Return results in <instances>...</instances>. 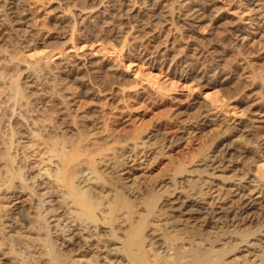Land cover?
<instances>
[{
	"label": "rangeland",
	"instance_id": "1",
	"mask_svg": "<svg viewBox=\"0 0 264 264\" xmlns=\"http://www.w3.org/2000/svg\"><path fill=\"white\" fill-rule=\"evenodd\" d=\"M9 1L12 2V4L15 1L18 3L17 6L18 9L17 8L15 9L16 15L17 13H18L17 16H21L23 14L21 18L19 17L20 19L23 20V23L19 24L18 26L15 25L13 22H11V20L13 19L6 20V18L4 17L5 15H3L4 11L0 9V19H1L0 20V158H1L0 187L2 186V188H0V195H1L0 214L2 215V218L5 217L7 211L8 212L15 211L13 213L14 214L13 216H15L16 217L15 220H17V217L24 212L25 210L24 207L35 198L39 199V198L47 197L48 192L53 191V189L54 191L56 190L57 192L61 191V189L59 188H62L63 190V187L61 185L59 186L51 185V187L49 185L46 188H40L39 191H37V193L32 192V190L28 187L25 188L24 192L17 191L18 190L17 187H12L10 188V190L13 189L12 190L13 192L9 194L11 195L10 199L1 198L5 192L3 190H6L7 185H9L7 177H10V175H12L15 171L13 169H16V167L18 166L16 164L18 163L17 161H19L20 163V161L22 160L20 165L21 168L23 166L24 167L22 169L20 168L21 172L22 171L25 172L26 175H39V171L42 170L43 163L47 158L46 154L48 152L45 151L46 150L51 151L52 150L51 144L55 139H57L58 141L57 149L60 150L61 148V151L59 152V150L57 149L56 151L58 152V154H61V152H65L61 154L62 156L63 154H65L63 156L64 161L67 160L66 158H68V160L72 162L70 163L69 161H66L69 163L68 164L69 170L73 169L71 171H74V169H76L79 171L85 170V172H88L87 167L91 168L92 170L97 171L96 173L101 176V179L103 180L102 183L104 182V185H106L107 187L106 189L109 191V192L108 191L105 192L106 194L109 193L110 197H113V194L117 193V191L118 192L122 191L121 193H123V195L126 198L128 197L127 199H129L131 203L133 202L131 208L132 211L130 213H126L125 209L124 210L122 209L120 212L116 213L117 216L116 215L114 216V222H113L114 228L115 227L117 228V226H119V229L121 228L120 230L118 229L119 231L115 229L118 234V235L116 234L117 235L116 237L119 239L121 238L120 242L122 241L123 243H126L127 242L126 240H128L129 238L128 236L130 235V233H131L130 238H132L131 236H133L134 234L133 229L136 226H138L141 222H143L145 225L143 224V228H141V231L138 233L139 235L137 233H135L136 235L134 234V238L140 239V237L142 236V240H144L143 238H146L145 239L146 243L147 242L150 243L152 242V239H149L150 236L149 237L147 236L149 227H155L159 231L161 230L162 231V232L160 231L161 234L166 230L162 234V236L166 240V243L168 244L166 245L169 246L170 244L171 246H169V248L171 247L172 249L170 250L172 254L171 255L168 254L167 256L170 255L175 258V256L180 254V252L183 250L184 247L182 246L185 245L190 246L193 243L191 245L193 250L196 247H198L193 252H195L196 250L197 252H202L203 250L206 252L205 253L203 251L204 254L208 256V259L205 264H212V262L213 264H216V260H217V264H220L221 262L225 264V261L230 259H228V257H224L227 256V253L223 255L224 252H227L228 249L232 248L234 243L238 244V242L241 241L240 238H242L243 236H248L252 232L255 233L260 232V229L263 228L264 225V213H263L264 188H262L260 191H256V190L252 191V188L254 187L251 186V184H249L248 182L251 181L253 178V177L249 178L251 172L250 170V165H251L250 161L252 160L251 157L260 154L264 150V142H263L264 122L259 121L261 119V116L259 115L264 116V33L258 32L257 26L254 23L253 11L251 12L250 11L251 9L246 4H244L243 1L235 0L233 2V5L235 6L236 10L239 11V14L243 16L242 22L245 23L243 24L241 23V25H248L247 27H250L252 31L250 37L247 39L245 38V40L244 38L242 39L240 37H239L240 39L237 38V34H235L234 31L230 30L231 28L229 25L230 23H232L231 18L222 19L220 20V22H217L215 24L206 25L207 27L205 26L204 27L205 29L202 28L201 30L202 31L201 33L203 35L198 34V35H193L191 37V35H189V32H187L185 28L183 29V25L181 23L182 21H180L179 19V12L182 8L180 4H179L180 10H178L179 9V6L177 7L178 4L177 5L173 4V11L178 10L179 12L178 11L177 12L175 11L176 13L174 12V18H173L174 20H171V22L175 21V23L176 22L177 23L176 24L174 23L175 27L173 23H172L173 26H170L171 24L168 25L172 27L171 29L168 28L167 25L164 24L162 25L160 23L154 25L155 23L153 24L150 22L151 24L148 25L147 21L149 20L148 19L146 20V18L148 17H145L144 19V21L146 20V23H144L143 19L140 22H137L135 20L129 23L125 18H123L122 16L120 17L118 15L108 16L105 15L104 13H100L98 14L97 17V13H98L97 12L94 14V17L92 18L93 21L92 20L91 22L87 21L82 26L80 25L76 26L75 36L77 35L79 36L83 34L82 36L91 37L93 39L98 34L99 39L101 38L100 40L104 42L103 44L105 45L107 43L105 45L107 46V48H111V47L116 49L123 48L122 52L124 55H135L138 54V51L144 47L148 48L149 52L153 50L154 43L158 41L152 39L149 40L152 34L159 33L160 34L159 38L161 39L163 38L164 40L165 37L166 38L169 37L168 34L169 32H171L170 33L171 35L170 34L169 35L172 37V40L171 37L169 38L172 42V46H174L175 48H179V47L181 48L185 46L184 42H186L190 47L189 49L190 54H192L193 56L192 58L190 57V61L193 62L192 65H189V70L187 72L190 73L192 77H194L195 75L197 76L196 71L198 70V68L200 69L201 67V70L203 72L205 71L206 80L208 79V82L211 84L209 85L210 87L205 88L206 92H210V93L212 92L213 94V92L219 91L215 95L219 94L218 95L219 97L221 96V98L223 97L225 99L228 98L229 100H233L234 97H235L234 99H236L237 97V101L235 102L238 103V105L242 110H244L243 112H245L247 116L248 123L254 125V127H251L253 128L251 130L253 136L250 139L245 137V134L243 135L242 132H238L234 129L235 124L233 121L235 119L230 115L228 116L225 115L223 120H216V121L207 120L206 116L212 117V115L209 114L208 110H206L207 108L204 107L205 103L202 100H200V103L201 101L202 103L201 104L198 103L196 107V104H193L192 101L189 102L191 100L189 99V97L175 96L171 94H162V93L160 95V93L157 92L155 93L152 91L147 93L145 92V94H147L145 95L144 93H140L139 90L128 91L127 89L123 90L124 92H122L121 90L113 97H111L110 95H106L103 92L102 93L99 92L98 89L103 88L102 86H108L110 84H113L115 81H117V84H119V86L125 84L128 85L127 82L130 81L124 80L123 78L120 79L121 77H117V76L109 77V78L107 76H103L102 78H98L91 72L85 74L86 76L85 81L88 85L92 83L90 86H95L96 95L85 96L83 94L78 93L79 89L77 88L78 87L77 83L63 80L64 78L63 75L54 72V69L52 67L48 65L46 66L44 64H40V65L37 64L34 66V68L33 66L32 68L27 67V64L21 60L20 58L21 56H18V54L21 55L22 51L25 50L24 48L25 45L26 44L30 45V43L33 44L35 42L32 46L36 48L34 49L32 47L33 48L32 51L33 50L39 51L40 49L42 50L48 49L47 51L49 50L51 51L57 48V46H60L62 44L61 42L64 41L60 37V35L64 31L63 29L66 27L65 25L67 22L65 21V24L63 26V23L60 22L58 23V20L57 18H55V16L57 17L58 15L59 16L63 15L65 19L67 18L68 21H70L71 19V21L73 22L74 18L77 19L78 17L77 15V13L79 12L77 8L78 6H76L71 0L69 1L68 0H9ZM174 3H177V1ZM27 12L28 14H24ZM78 19H80V17ZM84 26H86V29ZM14 27H20L21 29L24 30L21 31L14 30ZM152 27L156 29L158 28L157 31L156 29L155 30L152 29ZM174 28H176V30ZM5 31H8L7 34L6 33L4 34ZM232 32H234L235 36L234 34H232ZM23 38H25V41ZM110 81L112 82L108 83ZM15 86H18L19 89L22 90L18 93V91L14 90ZM20 95L23 97H21ZM20 97L21 99H19ZM35 99H38V101L41 100V103L37 104ZM202 104L204 106H201ZM18 107L22 110H20ZM177 111L178 112L183 111V112L178 114L177 116L176 115L178 113ZM14 116H17L18 118L14 119ZM16 120L18 121V123ZM12 126H14V128ZM80 127L82 128L80 129ZM52 129L53 132L49 131ZM37 133L38 134L41 133V134L38 135ZM12 134L13 137L11 136ZM9 141H11L12 144ZM46 141L48 142V144ZM6 144L9 145L7 146ZM28 145H30V147H28ZM37 145L39 146L37 147ZM61 145L63 146L61 147ZM221 145L222 146L224 145L223 146L224 148L226 147L228 149L229 148L233 150L235 149L234 153L236 155L240 153L243 147H248L249 149L247 155L248 157L246 156L245 158L239 159L232 166H228L227 164H225L228 167H225L223 171L220 172L218 171L215 173L212 170L207 169L206 164L213 163L216 161V159L218 162L219 161L222 163L227 162L225 160L223 162L222 160L223 156L221 151H223L224 148L221 147ZM64 147H66L69 150L67 151V149H65ZM105 147L108 148L106 149ZM24 148L26 150H24ZM220 148L223 149H221V151L219 152L218 149ZM14 149L15 150L19 149L18 152L20 151V155H18L16 158L17 160L14 159V155H15ZM77 149L79 150L77 151ZM90 149L92 153L95 154H92ZM5 151L9 152L8 154L12 157H10ZM26 151L28 152L26 153ZM70 151L71 152L74 151L75 154H71ZM83 153H87V154L85 155ZM77 154L79 156L80 155L82 156L79 157L77 156ZM2 155L4 157L7 156V158L2 157ZM75 156H77L76 157L77 161H74V159H76ZM132 157H134V159ZM59 159L62 160V158ZM59 159H57L58 161L56 159H54L53 161H55V163H59ZM72 159L74 162L72 161ZM90 161H92V163ZM60 162L62 163V161ZM5 163L8 164L7 165L8 168L9 167L11 168L7 169ZM93 163L95 164L92 165ZM81 164L82 165L89 164V166L91 165V167L86 165L83 167L82 170ZM73 165L75 166L73 167ZM48 166L51 167L49 163H47V166L45 167ZM55 166L53 165L51 169L54 170L55 168L57 169V166L56 167ZM133 168L136 169L134 170ZM17 169H19V167H17ZM76 170L74 172L79 174L78 173L79 171L77 172ZM186 170L188 171L194 170V171L193 172L190 171L191 172L189 173L190 175L189 174L185 175L184 178L181 180L182 182L178 183V181L181 179L178 178L179 173ZM211 171L213 172V174H215L214 176H218V177L211 178L212 177L211 175L203 176V174ZM6 173L9 174V176H7ZM3 175L6 177H3ZM184 179L186 180L183 182ZM229 181L230 182L234 181V183L232 184L227 183ZM55 186H57V188ZM211 187L213 189L210 190V192L203 193L204 191H207ZM230 187L231 188L238 187V189L236 191H231ZM241 187L243 188V190L241 189ZM117 188H119L120 190ZM111 189H113L114 192ZM174 189L176 190L178 189L177 191L179 192H177ZM14 190L16 193L14 192ZM54 191L53 194L57 193ZM195 192L196 194L194 195L196 197V200L200 201L201 199L202 201V202L200 201V204H202L201 207L202 206L203 207L201 208L199 205L201 211H205V209L208 208L212 210H216L220 208L219 210H223V211L224 209H226L225 212H231L233 210L236 211V209H239V207L241 208L240 204H242V201L245 200V197L243 196H246V199L247 197L251 198V196H253L254 198L252 197L251 199H254V202L255 203L258 202V203H256L257 205H255L254 207L256 208L255 211L254 209L250 211V215L252 214V217L249 215L247 219L241 220L240 222L238 221V225L231 232L233 234H236L235 235L236 237L234 236L229 239H226L223 238L225 236L224 230H226V228L224 229L223 227L220 226L217 227L218 226L217 222L213 223L216 224V226L211 223V227L209 226L208 229V227L200 226V223H202V219H201L202 216H200L199 214H195L196 216H193L195 220L192 217L190 219L188 218L189 219L188 220L186 218V215L181 212L182 211L181 203L186 202L184 200L188 199L189 194L192 195V193ZM226 192H227V196H225ZM159 193L162 196L161 198L158 199V197L160 196ZM240 194L241 196L239 197ZM93 195H95L94 196L95 198L96 197L98 198L100 194L95 192ZM38 196L40 197L38 198ZM224 198L227 202L224 200ZM53 199L54 198L52 197V199L50 200ZM203 200L205 203L203 202ZM22 207L24 208V210ZM58 208H59L58 212L60 213L62 212L61 215L65 213L66 209L63 206H62L63 210L61 209V207ZM133 208L135 209L133 210ZM104 209L106 208L104 207ZM33 215L38 216V214L36 213ZM103 215H104L102 216L103 221L105 217L108 219L110 218L108 212L106 213V215L104 212ZM116 217H118V220L116 219ZM120 217L122 220L120 219ZM126 217L129 221L126 219ZM145 219L147 222L145 221ZM170 222L172 224H169ZM51 223L56 224L57 221L55 222L51 221ZM103 224H105L106 226L108 225L106 224L105 221L103 222ZM129 225L133 227H130ZM170 225H172L173 227ZM212 225L215 226L216 228H214ZM144 226L147 227L145 228ZM204 227L205 229H207L206 231H203ZM105 228L110 230L109 227H105ZM7 229L9 228L7 227ZM108 230L106 231L105 229L104 231H99V232H103L102 234L100 233L101 235L108 234L109 233ZM105 231L108 233H106ZM23 234H22L23 235L22 238L24 237V240L23 239L20 240L19 238V236L21 237L20 233L15 234L14 237H12V239L15 238L14 242H16L17 244L21 241L28 242L30 246H33L30 248V250L33 249V252L35 249L37 250L38 246L33 243L34 242L33 239L34 236L36 237V234L35 233H28V234L23 233ZM17 235L18 237H16ZM167 236H169L168 239ZM193 237L194 239L192 241ZM6 239H8V241L12 240L10 238L4 237L1 231L0 247L1 246L4 247L0 249L6 248V246L9 244V242ZM195 240L196 241L200 240L202 243L200 242V244H198ZM252 240H253V242L251 241L253 244L252 246L250 245V246L242 247L243 250L238 254L240 259L238 260L239 262L243 261L247 263L248 260L250 259L260 260L261 258L264 257V243H263L264 241L257 242V240L255 239ZM223 248L225 251L222 250ZM210 250L212 251L213 255L211 253L210 254L208 253V251ZM213 250H215L218 253H216L215 251L214 253ZM64 251H66L67 253L71 252L68 248H65ZM42 253H40V250H38L36 255L43 256L45 252L43 254ZM86 256L82 258L85 259V261L83 260V264L84 263L94 264L93 259L95 260L96 264L102 261L100 257V251H98L97 248H94V250L87 257ZM90 257L92 258V262L90 261L91 260ZM178 258L179 256H177L174 260H177ZM185 258L187 259V257ZM185 258L179 259L180 262H182V264L189 263V262L188 263L184 262ZM37 259H39L38 256ZM13 261H15L14 264L16 263L19 264L20 258L16 257L14 258ZM80 263H82V261ZM43 264L46 263L43 262Z\"/></svg>",
	"mask_w": 264,
	"mask_h": 264
},
{
	"label": "bare ground",
	"instance_id": "2",
	"mask_svg": "<svg viewBox=\"0 0 264 264\" xmlns=\"http://www.w3.org/2000/svg\"><path fill=\"white\" fill-rule=\"evenodd\" d=\"M71 1L76 6H78L77 8H78L79 12L77 13L78 17L76 16L77 19L74 18L73 22L70 19V21H71L70 22V21L67 20V18L65 19L62 14H61L62 16H59V15L57 17L55 16V18H57V20H58V23L59 22L63 23V26L65 24V21L67 22L66 25H65L66 27L65 28L63 27L64 31L61 29L63 32L60 35V37L64 41L61 42L62 44L60 46H57V48H55L54 50H51V51L50 50L47 51L48 49H45V50L40 49L39 51H36V50L32 51V49L34 48L32 45L35 42L33 44L30 43V45L26 44L25 47H24L25 50L22 51L21 55L18 54V56H21L20 57L21 60L24 61L27 64V67H31L32 68V66H33V68H34V66L37 65V64H39V65L40 64H44L46 66L48 65V66H50V67H52L54 69V72L62 74L63 77H64L63 80H67L69 82L77 83L78 84L77 88L79 89L78 93L83 94L85 96H95L96 95L95 86H90L92 83L90 85H88L86 83V81H85V77H86L85 74L88 73V72H91L98 78H102L103 76H107L108 78L117 76V77H121L120 79L123 78L124 80H129L130 81V82H127L128 85H126V84L122 85L123 87L121 85H120L121 86L120 87L119 84H117V81H115L113 84H110L108 86H102L103 88L98 89L99 92H101V93L103 92L104 94L110 95L111 97H113L119 91L122 90V92H124L123 90L127 89L128 91H133V90H137L138 91L139 90L140 93H144V94H145V92L147 93V92H151L152 91V92H155V93L156 92L160 93V95L162 93V94H171V95H175V96L189 97V99H191L189 102L192 101L193 104H196V107H197L198 103L201 104L202 101H203L205 103V106L203 104L201 106L206 107L207 108L206 110H208L209 114L212 115V117L206 116L207 120H209V121L223 120L225 115H227V116L230 115V116H232L235 119L233 121L234 124H235L234 125L235 126L234 129L236 131H238V132H242L243 135L245 134V137H247L248 139L252 138L253 134H252L251 130L253 128H251V127H254V125L248 123L247 116H246L245 112H243L244 110H242L240 108V106L238 105V103L235 102V101H237V97H236V99H234L235 98L234 97L233 100H229L228 98L225 99L223 97L221 98V96L219 97L218 96L219 94L215 95V94H217V92H219L217 90H216L217 92H213L214 95L212 94V92L211 93L210 92H206L205 88L210 87L209 85H211V84L208 82V79L206 80L205 71L203 72L201 70V67H200V69L198 68V70L196 71L197 76L195 75L197 78L195 76L192 77V75L187 72L189 70V65H192V62H193V61L192 62L190 61V57L191 58L193 57L192 54H190V50H189L190 47H189V45L186 42H184L185 46L181 47V48L180 47L179 48H175L174 46H172V42H171L172 37L170 36L171 32H169L170 35L168 34V36L171 37V40H170L169 37H167V38L165 37L164 40H163V38L162 39L159 38V36H160L159 33H158L159 35L157 33L152 34V36H151V38L149 40L152 39V40H157L158 41V42H155L156 44L154 43L153 50L149 52L148 51L149 49L144 47V48H142V49H140L138 51V54H135V55H124L123 52H122L123 48L122 49H116V48H112V47L111 48H107V46H105L107 43L104 45L103 44L104 42L100 40L101 38L99 39L98 34L93 39L91 37L82 36L83 34L79 35V36L78 35L75 36V34H76L75 33L76 26L77 25L82 26L87 21L91 22L92 18L94 17V14L97 13V12H98L97 13V17H98V14H100V13H104L105 15H108V16L118 15L120 17L122 16L123 18H125L129 23H131L132 21H135V20L137 22H140L142 19L144 21L145 17H148V18H146V20L147 19L149 20V21H147L148 25L151 24V23H153V24L155 23L154 25H156L157 23H160L162 25L164 24V25L168 26V25L171 24L170 26H173L175 21L171 22V20H174L173 19L174 18V12L175 11L177 12L178 10H180V5H181L182 8H181L180 12L178 11L179 12V19H180V21H182L181 23L183 25V29L185 28L187 30V32H189V35H191V37L193 35L202 34L201 30H202V28L205 29L204 27L206 25L215 24L217 22H220V20H222V19L231 18L232 19V21H231L232 23H230V25H229L230 28H231L230 30L234 31L235 34H237V38L240 37L241 39L244 38V40H245V38L247 39V38L250 37L252 31H251L250 27H247L248 25H241V23L243 24L245 22H242L243 21V16L241 14H239V11H237L235 6L233 5V2L235 0H233V1L232 0H71ZM176 1H177V3H174ZM241 1H243V3L246 4L251 9L250 10L251 12L253 11L254 23L257 26L258 32L259 33H264V0H241ZM173 4H175V5L178 4L177 7L179 6V9L173 11ZM17 6H18V3L16 1L13 2V4H12V2H10L9 0H0V9L4 11V12L3 11L2 12H3V15H5L4 17L6 18V20L7 19H9V20L13 19V20H11V22H13L15 25L19 26V24L23 23V20L20 19L23 14L21 16H17L18 15V13H17V15H16V10L15 9L16 8L18 9ZM24 14H28V12L24 13ZM79 17H80V19H78ZM120 17H117V18H120ZM146 20L144 21V23H146ZM228 22H226V23H228ZM172 23H173V25H172ZM87 25H89V24H87ZM151 26H153V25H151ZM170 26H168V28L171 29L172 27H170ZM84 27L86 29V26H84ZM174 27H175V25H174ZM152 29L155 30L156 28L152 27ZM157 29H156V31H157ZM174 29L176 30V28H174ZM14 30L21 31V30H24V29H21L20 27H14ZM7 32L8 31H5L4 34L5 33L7 34ZM111 32H112V30H111ZM180 32H181V30H180ZM234 32H232V34H234ZM167 33H168V31H167ZM235 34H234V36H235ZM5 39H7V38H5ZM23 39L25 41V38H23ZM122 44H123V42H122ZM122 44H121V46H122ZM57 45H59V44H57ZM111 46H112V44H111ZM16 60H17V57H16ZM193 69H194V67H193ZM203 69H204V67H203ZM184 72H186V73H184ZM89 78H90V76H89ZM111 82L112 81H110L108 83H111ZM103 85H106V84H103ZM18 86H15L14 90L18 91V93H19L22 89L20 90ZM99 92H97V93H99ZM145 95H147V94H145ZM21 97H23V96H21ZM21 97L19 99H21ZM35 100H36L37 104L41 103V100L40 101H38V99H35ZM200 100H202L201 103H200ZM20 110H22V109H20ZM182 112L179 111L176 115L178 116V114H180ZM181 116H183V115H181ZM259 116H261V119L259 121H263L264 122V116L263 115H259ZM9 118H11V117H9ZM16 118H18V117L14 116V119H16ZM207 120H206V122H207ZM24 121H25V119H24ZM17 123H18V121H17ZM25 123H26V121H25ZM12 127L14 128V126H12ZM81 128L82 127H80V129ZM67 129H69V128H67ZM49 131L53 132V129L49 130ZM10 132H13V131H10ZM15 133H17V132H15ZM253 133H254V131H253ZM5 134H7V133H5ZM37 134H36V136H37ZM40 134H38V135H40ZM57 135H58V133H57ZM83 135H84V133H83ZM156 135H158V134H156ZM11 136L13 137V134ZM38 137H40V136H38ZM58 137H59V135H58ZM6 138H8V137H6ZM10 139H11V137H10ZM96 141H94V142H96ZM9 142H11V141H9ZM81 142H83V141H81ZM84 142H85V140H84ZM11 144H12V142H11ZM41 144H44V143H41ZM47 144H48V142H47ZM51 145H52V150L51 151H48V150L45 151V152H48L46 154L47 155L46 156L47 157L46 158L47 161L45 160V162L43 163V167H42V170L39 171V175H26L25 172H23V171L21 172V169L24 167L23 166L21 168V165H20L22 160L20 159L21 160L20 163H19V161H17L18 163H16V160H17L16 158H17L18 155H20V151L18 152L19 149H16V150L14 149V152H15L14 159H16L15 163L18 165L17 167H19V169H17V167H16V169H13V170H15L14 173L12 175H10V177H7L9 185H7V189L6 190L1 189V190L5 191L4 195H2L1 198H3V199L4 198L5 199L9 198L10 199L11 195H9V194H11L13 192L12 191L13 189L10 190V188H12V187H17L18 190L16 188L15 189L17 191H20V192H24L25 188L28 187V188H30L32 190V192L37 193V191H39L40 188H46L49 185H50V187H51V185H58V186L61 185L63 187V190H62V188H59V189H61V191L57 192L56 190L54 191V189H53V191L57 192V193L53 194V191H51V192H48V196L47 197L39 198L40 196H38L39 199L35 198L30 203H28L24 207L25 210L22 207L24 212L21 213V215H19L17 217V220H15L16 217L13 216L14 215L13 213L15 211L14 212L13 211H11V212H8V211L6 212L5 211L6 214H5L4 218H2V215L0 214V229H1L0 232L2 231L4 237L12 239V237H14L15 234L20 233L21 234V237L19 236L20 240L21 239L24 240V237L22 238V236L24 235L23 233H25V234L35 233L36 237L34 236V239L33 238L32 239L34 240L33 243L38 246V249L37 250L35 249L36 251L34 250V252H33V249L30 250V248L33 247V246H30V244L28 242L21 241V242H19L17 244L16 242H14L15 238L12 239V240H9V241H8V239H6L9 242V244L6 246V248H4L5 250L4 249H0V264H14L15 261H13V260L16 257L20 258L19 264H40V263L43 264V262H45L46 264H83V260L85 261V259H82V258H84L86 255L88 256L94 250V248H97L98 251H100V257H101L102 261L100 263H98V264H182V262H180L179 259H182V258H185V257H187V259L185 258L184 262H187V263L191 262L190 264H205L206 263V261L208 259V256L206 254H204L205 251L202 249L204 251V252L202 251L203 254H202V252H197V250L195 252H193L196 248H198V247L195 248L193 246L195 248L193 250L192 247H191V245L193 243L190 246H186V245L182 246V247H184L183 250L181 251V249H180L181 252H180V254L177 255V256H179V258L177 260H174L177 256H175V258L170 256L172 254L170 252V250H172V249H171V247L169 248V246H171V245L169 244V246H167L168 244L166 243V240L162 236V234L166 230L161 234V232H162L161 230H160L161 231L160 232L155 227H149L148 228V232H147V234H148L147 236L148 237L150 236L149 239H152V242H150V243L149 242L146 243V240H145L146 238H143L144 240H142L141 234H140L141 237L139 236L140 239L139 238L138 239L134 238V234L135 233L138 234L141 231V228H143V224H144L143 222H141L142 224L140 223L138 226H136L133 229L134 234H133V236H131L132 238H130V235H131V233H130V235L128 236L130 239L128 238V240H126L127 241L126 243H123L122 241H121L122 242L121 243L120 242L121 238L119 239V238L116 237L118 234H117V231L115 230V229L118 230L119 226H117V228L116 227L114 228V226H113L114 216L116 215V213L120 212L122 209L123 210L125 209L126 213H130L132 211L131 208H132L133 202L131 203L130 200L127 199L128 197L126 198L123 195V193H121L122 191L118 192L116 190L117 193L113 194V197H110L109 193L106 194L105 192L108 191L106 189L107 187H106V185H104V182L102 183L103 180L101 179V176L96 173L97 171H94V170H92L91 168H88V167H87V169H88L87 171L88 172H85V170L84 171H79V170L74 169V171L75 170L77 172L79 171L78 172L79 174H77L76 172L71 171L73 169L69 170L68 169V166H69L68 164L69 163L66 162V161H69L68 158H66L67 160L64 161V157L63 156L65 154H63V156L61 155L62 153H65V152H61V154H58V152L56 151V149L58 148L57 139H55ZM79 145H80V143H79ZM38 146L39 145H37V147ZM62 146L63 145H61V147ZM223 146L221 145V147H223ZM28 147H30V145H28ZM20 148H22V147H20ZM59 148H60V146H59ZM64 148L67 149L66 147H64ZM223 148L218 149V151L220 152L221 149H223ZM24 150H26V149L24 148ZM57 150H59V149H57ZM68 150L69 149H67V151ZM78 150L79 149H77V151ZM60 151H61V148H60L59 152ZM74 151H76V150H74ZM74 151H72L73 153L70 151L71 154H75ZM90 151H91V149H90ZM234 151H235V149L234 150L230 149V148L228 149L226 147L223 149V151H221L222 156H223V159H222L223 162L225 160V161L229 162L230 165L227 162L226 163H222L220 161L218 162L217 159H216L215 162L210 163V164H206L207 169L212 170L215 173L218 172V171L219 172L223 171L225 169V167L232 166L239 159L245 158L248 155L249 149H248V147H243L238 155H236L234 153ZM5 152H7V151H5ZM5 152H3V153H5ZM27 152L28 151H26V153ZM88 152H89V150H88ZM8 153L9 152H7V154ZM91 153H92V151H91ZM41 154H42V152H41ZM83 154L86 155L87 153H83ZM92 154H95V153H92ZM77 156H79V155L77 154ZM77 156H75V158ZM80 156H82V155H80ZM2 157H4V156L2 155ZM10 157H12V156H10ZM4 158H7V156H5ZM26 158H27V156H26ZM59 158H62V160H60ZM132 158L134 159V157H132ZM132 158H131V160H132ZM251 158H252V160L250 161V164H251L250 165V170H251V172H250L249 178L253 177L252 180H251L253 182L249 181L248 183L251 184V186H253L255 188V189L252 188V191H255V190L256 191H260L262 188H264V150L260 154L254 155ZM14 159H12V160H14ZM54 159H56V160L59 159V163H55V161H53ZM91 160H92V158H91ZM60 161H62V163ZM72 161H73V159H72ZM74 161H77V158L74 159ZM69 162L72 163L71 161H69ZM90 162L92 163V161H90ZM126 162H128V161H126ZM13 163H14V161H13ZM47 163H49L51 167H49V166L45 167V166H47ZM95 163H93L92 165H94ZM89 164H85V165L81 164L82 165V166L80 165L82 167L81 169L83 170V167L86 166V165L89 166ZM225 164H227L228 166H226ZM5 165L7 167L8 164L5 163ZM53 165L54 166L56 165L57 169L56 168H55V170L51 169L53 167ZM74 166L75 165H73V167ZM89 167H91V165ZM9 168H11V167H9ZM9 168L7 167V169H9ZM7 169H4V170H7ZM133 169L135 170L136 168H133ZM190 171L191 170H189V171L186 170V171L180 172L179 175H178V178H181V179L178 181V183L179 182L181 183L182 182L181 180L184 178V176L189 174V173H191V172H193L194 170L191 171V172ZM212 171L211 172H207V173L204 172L205 174H203V176L204 175L205 176H210L211 175L212 176L211 178L218 177V176H214L215 174H213ZM23 173H24V175H23ZM7 176H9V174H7ZM3 177H6V176L3 175ZM16 180H17V182H16ZM185 180L186 179H184L183 182ZM14 182H15V184H14ZM227 183H231L232 184V183H234V181L233 182L229 181ZM6 184H7V182H6ZM112 184H111V187H112ZM235 184H237V183H235ZM125 186H126V184H125ZM55 187L57 188V186H55ZM0 188H2V186ZM119 188H117V189H119ZM59 189H57V190H59ZM212 189L213 188L211 187L210 189H208L207 191H204L203 193L210 192V190H212ZM237 189H238V187L237 188H231L230 190L231 191H236ZM241 189L243 190L242 187H241ZM111 190L113 191V189H111ZM128 190H129V188H128ZM174 190H176V189H174ZM3 191H2V193H3ZM14 192H15V190H14ZM95 192L100 194L98 196V198L94 197L95 195H93V194ZM123 192H124V190H123ZM177 192H179V191H177ZM196 192L192 193V195H190L188 193L189 194L188 199L184 200L186 202H182L181 203V205H182V211L181 212L186 215L187 219L188 218L190 219L191 217L193 218V216H196L195 214H199L200 216H202L201 217L202 223H200V226L208 227V229H209V226L211 227V223L213 224V223L217 222L218 223L217 227L220 226V227H223L224 229L226 228V230H224L225 231L224 232L225 236L222 235V236H224L223 238H226V239H229V238L234 237L236 235V234H233L231 232L238 225V221L240 222L241 220L247 219V217L250 215V211L253 210V209L255 211L256 208H254V207H255V205H257L256 203H258V202L255 203L254 199H251L253 196H251V198L247 197V199H246V196H243V197H245V200L242 201V204H240L241 208L239 207V209H236V211L233 210L231 212H225L226 209H224V211H223V210H219L220 208H218L216 210H212V209L208 208V209H205V211H201L200 208H199V205H200V207L202 205V204H200L201 199H200V201L196 200V197L194 195V194H196ZM45 193H47V192H45ZM235 193H234V195H235ZM18 194H16V195H18ZM241 194L239 195V197L241 196ZM44 195H42V196H44ZM161 196L162 195L160 194L158 199L161 198ZM225 196H227V192H226ZM48 197L50 199H52V197H53L54 199L50 200ZM176 198H177V196H176ZM225 198H224V200H225ZM158 199H156V200H158ZM58 202H59L60 206L58 205ZM170 202H172V201H170ZM203 202H204V200H203ZM156 203H158V202H156ZM104 204H105V206H104ZM154 204H153V206H154ZM56 206L61 207V209H62V206H63L66 209V211H65L66 214L63 213L61 215L62 212L61 213L58 212L59 208L56 207ZM104 207L106 209H104ZM204 207H206V206H204ZM135 208H133V210ZM17 210H18V208H17ZM105 210L106 211L108 210L107 212L110 215L109 219L106 218V217L104 219L106 224H108L107 226L105 224H103L104 221L102 219L103 218L102 216H104L103 213L105 212V215L107 213ZM18 212H20V211H18ZM32 213L33 214L36 213V214H38V216H34ZM263 213H264V211H263ZM131 214H133V213H131ZM154 214H155V211H154ZM254 214H255V212H254ZM63 215H64V217H63ZM125 215H127V214H125ZM159 215H160V213H159ZM187 216H189V217H187ZM250 216L252 217V214ZM186 218H184V219H186ZM116 219L118 220V217H116ZM120 219H121V217H120ZM126 219H127V217H126ZM200 220H199V222H200ZM51 221L52 222L57 221V223L56 224H52ZM145 221H146V219H145ZM186 223H184V224H186ZM169 224H172V223L170 222ZM213 225L216 226V224H213ZM129 226L133 227L131 225H129ZM170 226H172V225H170ZM215 226H213V227L216 228ZM7 227L9 229H7ZM105 227H109L110 230H108ZM205 227L203 228V231L207 230V229H205ZM104 228L106 229V231L108 230L109 233L105 231L108 234L101 235L103 232H99V231H104L105 230ZM165 229H167V228H165ZM174 234H175V232H174ZM82 236H84V237H82ZM16 237H18V235ZM168 237L169 236H167V239H168ZM183 239H185V238H183ZM193 239H194V237L192 238V241H193ZM199 239H201V238H199ZM240 239H241V241L238 242V244L234 243L235 245L233 244V247L230 246L232 248L228 249V251L226 250L227 252H224L225 251L224 248L222 249V250H224V251H222V252H224L223 255L225 253H227V256H224V257H228V259H230V260L225 261V264L226 263H229V264H264V259H263L264 257L261 258L262 260L261 259L260 260L259 259H254V258H253L254 260L246 259V260H248L247 263L243 262V261H240V262L238 261V260H240L238 254L243 250L242 247L243 246H250V245L252 246L253 245L252 244V242H253L252 239L257 240V242L258 241L259 242L264 241V225H263V228L260 229L259 233L252 232L248 236H243ZM175 241H177V240H175ZM171 242H173V241H171ZM196 242L198 244H200L201 241L197 240ZM169 243H170V241H169ZM6 244H7V242H6ZM121 244H123V245H121ZM222 244H223V242H222ZM2 247H4V246H1L0 248H2ZM210 247H212V246H210ZM65 248H68L71 252L67 253L66 251H64ZM38 250H40V253H42V252L44 253L45 252L44 254L42 253L43 256L36 255ZM206 251H207V249H206ZM214 251L215 250H213V252ZM208 253L209 254L211 253L213 255L211 250L208 251ZM216 253H218V252H216ZM168 254H170V255L167 256ZM93 255H94V253H93ZM37 256H38L39 259H37ZM210 257H211V255H210ZM86 259H89V258H86ZM90 259H91L90 261L92 262V258L91 257H90ZM97 259H98V257H97ZM81 261H82V263H80ZM93 261H94L93 263L96 264L94 259H93ZM88 264H90V263H88ZM212 264H213V262H212ZM216 264H217V260H216Z\"/></svg>",
	"mask_w": 264,
	"mask_h": 264
}]
</instances>
